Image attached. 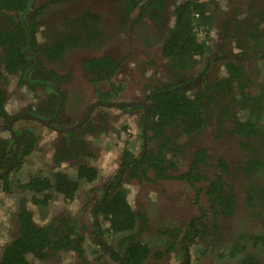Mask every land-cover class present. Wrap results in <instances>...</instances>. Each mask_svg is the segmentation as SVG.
<instances>
[{"label": "flooded vegetation", "instance_id": "obj_1", "mask_svg": "<svg viewBox=\"0 0 264 264\" xmlns=\"http://www.w3.org/2000/svg\"><path fill=\"white\" fill-rule=\"evenodd\" d=\"M75 1L64 3L59 19L71 21L83 9L98 11L103 42H96L100 36L89 38L78 32L75 44L80 47L70 42L59 58L40 57L58 35V23L48 15L50 22L40 24L34 34L35 51L45 71L69 73L60 86L30 81L28 70L22 74L21 67L10 70L3 65L6 47L0 42L2 109L8 115L0 114V264H126L123 248L128 242L117 244L132 231L148 247L142 264H237L235 257L244 251L233 257L230 250L235 241L244 239L264 264V247L252 244V236L264 234V208L258 195L264 189V0H200L208 22L200 24L205 36L203 32L199 39L208 34L210 40L192 67L182 71L170 68L171 59L161 54L174 27V9L182 0H165L161 31L146 17L126 32L116 30L123 0H85L87 7L81 5L74 13L69 5ZM193 16L200 18L198 12ZM99 53L109 54L119 67L113 87L98 82L96 91V77L86 76L81 65ZM177 75L188 79L175 84ZM205 75L212 105L204 120L211 129L207 134L205 129L194 133L203 140L197 151L193 139L184 144L185 136L172 133L167 141L172 148L165 153L148 133L151 107L181 90L191 89L187 92L191 94ZM47 85L60 95L55 109L50 108ZM241 93L259 96L258 104L241 101ZM232 101L238 104L234 115L219 127L215 106ZM46 110L51 116H45ZM88 119L91 125L84 127ZM64 138L76 144L63 156L56 154V148ZM79 165L94 168L93 176L81 178ZM56 173L77 182L72 197L56 188ZM179 175L198 180L180 182L175 178ZM44 179L50 182L48 187ZM173 189L180 190L179 197L168 192ZM116 194L132 211L142 213L136 217L135 230L114 231L98 211L106 198ZM233 198L230 212H218L217 205ZM162 199L164 216L176 221L155 219L151 206ZM22 203L31 212L32 225L50 227L53 249L44 248L41 255L28 251L34 240L21 236ZM212 211L219 226L214 230L208 224ZM141 224L147 229L139 231Z\"/></svg>", "mask_w": 264, "mask_h": 264}, {"label": "trees", "instance_id": "obj_2", "mask_svg": "<svg viewBox=\"0 0 264 264\" xmlns=\"http://www.w3.org/2000/svg\"><path fill=\"white\" fill-rule=\"evenodd\" d=\"M41 1L43 2L37 5L38 2L36 0H0V42L4 43L6 47V57L3 59V65L5 63L10 70H16V68L21 67L23 69L22 74L28 70L27 77L30 81L36 79L44 81L47 84L60 86V84L66 80L64 78L69 76V73L63 74L62 76L56 71L49 72L44 70L43 63L40 62L36 56L35 49L38 45L34 35L36 30L40 24L44 25L50 22L48 15L54 17L55 23H58V35L56 38L51 39V43L44 48V53L40 54V57L56 59L69 49L70 42H74L75 44L76 40L79 39L77 35L78 32L83 35L86 34L89 38L96 36V39H98L100 36L101 41L96 40V42L98 44L99 42L102 43V14L98 11L91 12L88 9H83L78 16L73 15L72 20L68 21V19H59L58 16L64 11V3H67L69 0H51V2L48 0ZM81 5L87 7L85 0H77L69 5V8L75 13V10H77V12L80 10ZM123 5L124 8H122L121 15L117 18V31L126 32L128 28L133 30L142 21H146V17L152 20L153 25L150 20L149 22L153 28L157 29V31H161V15L165 0H123ZM8 11L11 12V17ZM195 12L199 13L200 18L193 16ZM133 14L135 15L131 16ZM173 14L174 27L167 37L166 42H163L161 45V54L163 57L171 59V63L168 64L170 68L175 71L177 69L182 71L189 66L192 67L191 65L194 64L195 57L203 54L205 50L204 47L210 40L208 34H206L205 40L199 39L201 33L204 32L203 35L205 36V31L203 30L202 32L200 24L208 22V17L204 15L205 7L200 0H182L175 7ZM2 16H5L4 20H1ZM140 19H142V21H140ZM28 28L29 34L27 32ZM72 30L75 33L73 34L74 36L71 35ZM150 42L152 41L150 40ZM75 46L76 48L80 47L79 44H75ZM86 46L94 47L95 45L86 43ZM111 59H113V57L109 54L99 53L97 57L83 59L82 61L81 67L84 69L85 75L96 77V81L93 83L94 86L96 85V91L98 90V82H106L111 88L113 87V78L118 70L119 62L115 59ZM35 61L36 64L32 65ZM210 61L212 65L215 63L213 60ZM175 78V84L188 79L185 75H177ZM207 82L208 80L205 75V80L198 87L194 88V92L191 94L187 93L188 91L190 92L191 89L187 91L181 90L170 94L168 97H162L163 101L161 103H156L154 107H151L150 119H148L147 125L148 133L152 141H158L160 143V147L165 150V153L169 148H172L167 144V141L172 139V133L185 136L186 139L183 142L184 144L187 140L193 139L192 144L194 148H196L195 151L200 149L198 147L203 141L202 136L198 139L194 133H201L205 129L203 134H207L211 129L206 120H204L206 115L205 111H208V106L212 105L211 101H209L211 99V87ZM225 82L222 81L221 83ZM227 87L229 88L228 92H230L231 87L229 85H227ZM44 88H46L47 94L51 95V97L48 98L50 108L55 109V104L59 100L60 95L48 85ZM241 96V101L245 100L252 102L251 104H258L257 101L259 100V96L257 95L246 96L241 93ZM4 100V94L0 90V114L4 117H8L7 113L2 109ZM203 101H206L205 107ZM230 104L225 102L222 107L215 106V112L219 117V127L223 126L225 120L228 121V118H232L234 115V108L238 104H235L233 101ZM39 110L42 111V113H37L43 114V109ZM44 114H46L45 116H51L47 110ZM57 118L56 116L55 119L57 120ZM87 121L88 122L83 125L84 127L87 126V124L91 125V121L89 119ZM69 134H72V132L66 133V135ZM192 135L194 136L192 137ZM66 138L60 141V144L56 148V154L64 156L74 149L76 141L68 142ZM83 147L86 148L85 143H83ZM202 150L205 151L204 148ZM171 152L174 153L172 149ZM148 155L151 156L150 153ZM147 160L145 159L144 162H148ZM94 171V168H89L84 165L78 166L80 177L86 178L87 180L93 176ZM54 178L56 188L66 197H72L77 188V182L70 180L62 173H56V177ZM175 178H177V181H185L189 184H193L195 180H198V178L194 180L191 178L187 179L184 175H179ZM44 181V186L48 187L50 182L47 179H44ZM27 185L29 186V183ZM34 185L33 182L30 183V187ZM32 190L37 191V189ZM207 195L209 197V194ZM258 195L260 197L259 204L264 208V189L260 190ZM234 201L233 198L224 203H217L219 204L217 205L218 212L226 213L227 210L230 212V209L233 208ZM98 211L105 216V219L111 221L110 224L114 231L135 230L134 223H136V217L142 214L132 211L119 194L106 198L100 206H98ZM19 215L21 216V236H23V238L26 236L28 239L33 238L34 240V244L31 245L28 251L33 252V254L37 253L41 255L44 248L53 249L49 244L50 240L48 237V228L50 227H37L32 225L31 212L26 209L23 203L19 208ZM142 219L146 220L143 217ZM215 223L216 213L212 211V218L208 224L213 230L219 227ZM147 227L148 226L144 224L139 228V231L145 230ZM135 237L136 233L132 231L117 244L121 247L124 242H128V245L123 248V259L126 264H142L144 256L148 253V247L139 240H136ZM240 237H242V235ZM246 243H248V240L245 239L244 242L235 241L230 250V256L235 257L237 254L244 251L242 256L235 257V259H237V264H263L259 258L253 254V249H249L246 246ZM252 244L255 247H264V234L252 236ZM44 254L47 256L46 252H44Z\"/></svg>", "mask_w": 264, "mask_h": 264}, {"label": "rangeland", "instance_id": "obj_3", "mask_svg": "<svg viewBox=\"0 0 264 264\" xmlns=\"http://www.w3.org/2000/svg\"><path fill=\"white\" fill-rule=\"evenodd\" d=\"M66 94H67V96H69V89H66ZM13 105H14V103H13ZM168 192L171 195H173L175 198L180 196V190L179 189H173L172 191H168ZM180 203H181V201L178 202V204H180ZM165 205H166V201H165V199H162V201L159 202L157 205L151 206V209L153 210L152 214L154 215L155 219L157 221H159L160 223H170V222L176 221V219H169V218L164 216L166 214V210L162 211V209H165L164 208Z\"/></svg>", "mask_w": 264, "mask_h": 264}, {"label": "water", "instance_id": "obj_4", "mask_svg": "<svg viewBox=\"0 0 264 264\" xmlns=\"http://www.w3.org/2000/svg\"><path fill=\"white\" fill-rule=\"evenodd\" d=\"M191 84V83H190ZM182 86H186V84L185 85H182Z\"/></svg>", "mask_w": 264, "mask_h": 264}]
</instances>
